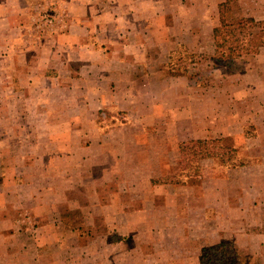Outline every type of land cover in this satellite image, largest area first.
<instances>
[{
  "label": "rangeland",
  "instance_id": "obj_1",
  "mask_svg": "<svg viewBox=\"0 0 264 264\" xmlns=\"http://www.w3.org/2000/svg\"><path fill=\"white\" fill-rule=\"evenodd\" d=\"M25 1L9 0L10 4L4 8L2 4L6 0H0L1 254L3 249L9 250V246H12L17 253L22 244L30 241V243L46 244L49 240L43 239L42 229L45 227L44 224L49 222L44 214L50 211L51 202L60 203L67 196H73L74 187L86 183L91 178L88 173L79 171L69 173L54 171V159L51 152L57 141L52 140L50 136L52 131H61V123L57 122V114L58 110H63L57 109L56 104L52 105L53 107L50 106L51 94L49 93L43 92L36 100L32 93L26 95L22 90H17L20 79L16 73L18 67L26 63L25 56L22 55L25 50L23 46L29 47L38 42L41 58H44L46 63H54L51 47L55 40L65 36L66 28L58 22L67 15L75 21L72 29L75 36H82L84 34L82 27L87 24L90 44L95 42L97 45L88 46L85 44L86 39H81V43L73 46L77 51L80 49L78 45H85L91 53V60L96 57L95 51L98 50L97 47H101V43L105 45L103 51L108 57L106 61L111 62V65L114 64L113 53L122 44L125 47L123 52L130 49L137 51L142 46L146 48L148 44L150 53L156 57L160 55L162 57L164 53L167 57V69L170 67L172 74L187 76L191 84L196 87H206L215 82L214 84L219 86L217 98L220 100H224L227 94L237 97L239 100H236L235 107H233L234 114L241 117L240 122L236 121L237 131L242 132L243 124L250 122L247 120L246 112L258 110L251 102L260 98L263 92L259 90L250 92V96L243 93L248 84L253 85L251 87L255 89L259 86L264 89L261 85V75L264 77V68H262L264 66H261L264 65V56L255 57L260 47L258 44L246 45L243 47L242 55L234 59V66H220L213 59L215 54L213 28L219 24L221 13L229 23L241 18L254 17L260 25L251 26L250 30L252 35H257L255 38L258 42L264 36V0H232L231 2L227 0H30L32 5L29 6V10H26L24 6ZM8 7L11 10H7ZM2 18L5 19L7 25L11 23V26H5ZM20 24L27 26L25 37L23 31L19 29ZM56 30L64 33L57 36ZM119 36H126L127 42L119 41ZM131 36L134 38L133 42L129 39ZM18 37H22V40L20 41ZM182 37L188 42L182 41ZM247 38L248 40L253 39L251 36ZM76 40L80 41V37ZM193 49L198 52H192ZM8 51L12 54L11 58H3L2 56ZM14 53L16 55L13 56ZM207 65L225 68L215 72ZM258 67L262 71L261 75L257 71ZM3 81L5 83L9 81L11 90H4ZM41 83L44 84L43 81ZM227 85H230L231 89H228L229 92L226 94ZM248 97L251 98V102L247 99ZM30 102L33 105L31 108L27 107ZM222 111L223 109L220 108L219 114L225 115L226 109ZM260 112L252 115L259 116ZM110 113L116 117L114 112ZM241 113L243 115L239 116ZM244 117L246 118L243 120ZM219 118V121L224 119ZM123 119L124 116L119 119V124L126 121ZM112 124L117 125L118 123ZM210 124L202 122L196 125H182V138L189 134L186 131H189L191 127L203 128ZM101 127L103 130L106 129L105 125ZM140 127L142 129V126ZM144 127L149 132L156 130L151 124L144 125ZM218 127L220 132H223L227 130L229 124L220 121ZM244 128L248 136H254L257 133L253 125L247 124ZM139 131H141L139 133L143 132ZM251 143L247 145V142L240 137L223 138L221 144L232 147V149L237 148L235 152L233 153L231 149L220 152L214 150L213 155L219 156H213V158L208 154L203 160L181 157L177 160L174 148L162 151L166 153L164 155L169 156L167 158L162 155L165 157L163 159L166 164L168 160L171 163L169 166L166 165V171L161 173L166 176L156 178V182L159 183L166 177L165 180L171 184L168 188L169 192L171 195H177V201L179 202L180 199L181 204L179 203L178 208L173 210L176 216L170 221L163 220L165 213L162 212L161 197L155 210L149 208L150 213L139 214L136 221L139 226H143L139 227V229L142 228V232L124 236L123 245L132 247L133 251L129 253V260L124 259L121 264H204L202 259L207 260L212 257L209 250L217 243L231 245L241 264H264V239L260 237L264 232V205L258 207L260 196L255 194L257 190L253 191L255 196H251L252 202L245 206V217L238 213L230 222L215 220L220 222L218 228L220 231L211 227L213 222L206 217L211 216V213L202 214L195 210L190 214L182 212V197H186L185 202L191 207L200 205L195 198L202 195L201 180L205 179L209 167L220 168L221 175L224 176L227 174L224 171L234 164L242 161L257 162L258 159L250 158L260 154L259 145L258 142L251 141ZM146 152L150 154L151 148L147 147ZM148 176L150 175L147 173L145 177L148 178ZM251 182L255 184L254 187L258 186L256 183L258 178L253 177ZM89 184L94 186V180ZM182 187H190V190L193 188L194 192H190V197L186 196L188 193L182 195ZM105 190L100 187H85L77 192V195L75 194L73 204L90 207L92 214L97 217L102 207L110 204V198H114L111 195L114 190L109 188L104 192ZM140 190L143 191L144 188ZM38 198L43 199L44 204H41ZM84 200H90L94 204L86 206L87 203ZM205 205L210 207L207 203ZM42 215L44 217H41ZM121 217L122 215H120L119 222L124 225L125 221ZM95 220L97 219L94 218L93 221ZM226 225L229 226L231 232L230 234L223 233L224 237H221V229H224ZM189 227L195 228L190 229ZM32 230L33 235L30 234ZM36 232L38 233L35 234ZM195 237H198L199 241H196ZM217 237L220 238L219 241L212 244L211 241H217L215 240ZM70 238L69 243H78L76 237ZM123 254L127 255L124 252ZM100 257L106 258L103 255ZM57 260L55 264H61L62 259L57 257ZM206 260L205 264H209Z\"/></svg>",
  "mask_w": 264,
  "mask_h": 264
},
{
  "label": "crops",
  "instance_id": "obj_2",
  "mask_svg": "<svg viewBox=\"0 0 264 264\" xmlns=\"http://www.w3.org/2000/svg\"><path fill=\"white\" fill-rule=\"evenodd\" d=\"M8 1L2 4L4 8L10 4ZM29 1L24 2L26 10H29V6L32 5ZM7 10L11 8L8 7ZM62 20L58 24L62 23V26L66 28V34L55 40L51 47L54 63H46L44 58H41L38 42L34 41L35 43L29 47L23 46L25 50L22 55L25 56L26 63L18 67L16 75L20 83L17 90H22L26 95L32 93L36 100L43 92L49 93L51 94L50 106L56 104L57 109L63 110H58L57 114L61 131H52L50 136L52 140L57 141L51 152L54 159V171L61 173L79 171L88 173L91 178L86 183L74 187L73 196H67L60 203L51 202L50 211L44 214L49 222L45 223L42 229L43 239L49 240L46 244L30 243V241L22 244L17 253L12 246H9V250L3 249L2 254L0 251L1 264H55L58 261L57 257L62 259L61 264H121L124 259L129 260V253L133 250L132 247L123 245V240L126 235L142 232V228L139 229V227L143 226H139L136 221L139 214L150 213L149 208L155 210L162 198V212L165 213L163 220L170 221L176 216L173 210L178 208L181 200L179 199L178 202L177 195H171L169 192L168 188L171 184L165 180L166 177L159 183L156 182V178L166 176L161 173L166 171L165 166L171 163L168 160L166 164L163 158L169 156L164 155L166 153L162 151L174 148L177 160L179 157L194 159L192 154L182 155L181 145L185 142L222 141L223 138L240 137L247 142V145H251V141L258 142L260 154L250 158L258 159L257 162L242 161L234 164L224 171L227 173L224 176L221 175L220 168L209 167L205 179L201 178L202 195L195 198L200 205L195 204V207H191L185 202L186 197H182L183 213L190 214L194 210L202 214L211 213V216L206 217L212 220L211 227L220 231L218 229L220 222L215 220L230 222L238 213L245 217V206L252 202L251 196L255 194L260 196L258 207L264 205V89L262 87L255 89L251 87L253 85L248 84L243 93L250 96V92L258 90L263 92L255 102L247 98L258 109L246 112L247 120L250 122L244 123L243 126L253 125L257 129L254 136H248L244 127L242 132L237 131L236 121L240 122L241 117L234 114L233 107L239 99L232 94H227L231 89L230 85L226 86V90H229L226 91L225 99L220 100L217 98L219 86L214 84L215 82L206 87L193 86L187 76L172 74L171 68L167 69V57L164 53L162 57L161 55L156 57L150 53L148 44L146 48L142 46L138 49H145L143 51L130 49L124 52L125 47L122 44L113 53L114 64L111 65V62L106 61L108 57L103 51L105 45L101 43V47H97L98 50L95 51L96 57L91 60V53L85 45H78L80 49L77 51L73 46L81 43V39H86L85 44L88 46L95 44V42L90 44L87 24L82 27L84 34L75 36L72 31L75 21L68 15ZM2 22L7 27L11 26V23L7 25L3 18ZM19 29L23 31L25 37L27 26L20 24ZM62 33L64 32L56 30L57 36ZM77 37H80V41L76 40ZM18 38L22 40V37ZM129 39L131 42L134 41L132 36ZM120 40L126 43L127 37L119 36ZM182 41L187 40L182 37ZM263 47L259 48L255 57L264 56ZM192 52L198 51L193 49ZM11 56L12 54L8 51L2 57L11 58ZM220 66L209 67L218 72L225 68ZM257 69L261 75V69L259 67ZM261 77V85L264 86V77L262 75ZM3 84L4 90H11L9 81L6 83L3 81ZM258 100L262 103L260 104ZM32 106L31 102L27 105L29 108ZM220 108L223 109L222 112L226 109L225 115L219 114ZM110 112H114L116 117H113ZM255 112H260V115H252ZM241 115L243 114H239ZM123 116V120L127 122L119 124V119ZM219 117L224 118L220 120L222 123L229 124L224 133L220 132L218 127ZM202 122L211 124L203 128L193 126L186 131L189 134L182 138V125H196ZM150 124L156 129L155 131L149 132L144 127ZM104 125L105 130L101 127ZM139 130L143 132L139 133L141 132ZM147 147L152 150L150 154L146 152ZM236 149L231 147L233 153ZM213 156L219 155L212 154L211 157ZM203 159L200 158V160ZM147 173L150 175L148 178L145 177ZM253 177L258 178L256 187L251 182ZM92 180H94V186L89 184ZM85 187H100L106 190L111 188L114 192L110 193L115 199L110 198V204L102 207L95 217L87 206L94 202L84 200L87 207L73 204L75 194ZM142 188H144L143 191L140 190ZM254 190L257 191L253 195ZM145 192L147 193L143 194ZM190 192H194V189L182 187V195L188 193L186 196L190 197ZM38 201L44 204L43 199L38 198ZM206 203L210 207L205 205ZM120 215L125 221L124 225L119 222ZM94 218L97 219L95 222ZM182 218L185 217L182 216ZM32 232L34 231H30V234L33 235ZM221 232V237H224V234H230L231 230L226 225ZM197 236L200 238L199 235ZM70 237H76L78 243H69ZM198 237H195L196 241H199ZM260 237L264 239V232ZM219 239L215 238L217 241H211L212 244L217 243ZM123 252L127 255L125 256ZM102 255L106 258L100 257Z\"/></svg>",
  "mask_w": 264,
  "mask_h": 264
},
{
  "label": "trees",
  "instance_id": "obj_3",
  "mask_svg": "<svg viewBox=\"0 0 264 264\" xmlns=\"http://www.w3.org/2000/svg\"><path fill=\"white\" fill-rule=\"evenodd\" d=\"M231 1L232 0H227V2ZM255 25L258 26L260 24L253 17L241 18L233 23H229L221 13L220 22L213 29L215 41V55L213 56V59H215L220 65L232 66L234 59L242 55L243 47L246 45L258 44L259 47H263L264 36H262L257 42V39L255 38L257 35H252L250 30V27ZM248 36H251L253 39L248 40ZM225 149L227 150L231 148L222 145L220 140H196L185 142L181 145L182 155L187 156L188 154H192L194 159L205 158L208 154L212 155L214 150L220 152ZM209 251H211L212 257L207 260L206 258H203L202 263L204 264L205 260L209 264H241L239 262V257L235 255L232 246H229V244H215Z\"/></svg>",
  "mask_w": 264,
  "mask_h": 264
}]
</instances>
